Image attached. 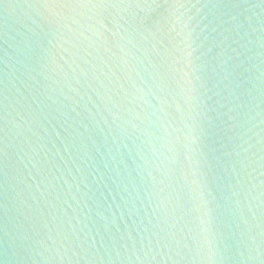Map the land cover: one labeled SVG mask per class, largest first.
<instances>
[{"label": "water", "instance_id": "1", "mask_svg": "<svg viewBox=\"0 0 264 264\" xmlns=\"http://www.w3.org/2000/svg\"><path fill=\"white\" fill-rule=\"evenodd\" d=\"M0 264H264V0H0Z\"/></svg>", "mask_w": 264, "mask_h": 264}]
</instances>
